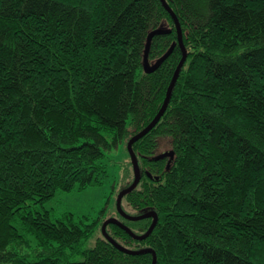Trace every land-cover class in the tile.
<instances>
[{
  "label": "trees",
  "instance_id": "obj_1",
  "mask_svg": "<svg viewBox=\"0 0 264 264\" xmlns=\"http://www.w3.org/2000/svg\"><path fill=\"white\" fill-rule=\"evenodd\" d=\"M166 2L186 59L164 113L132 144L140 179L120 203L157 222L143 239L113 223L105 231L151 248L155 264H264V0ZM156 27L167 32L152 37L148 60L173 48L147 73ZM181 57L160 0H0V264H152L102 229L83 245L109 217L137 235L151 217L116 208L82 226L52 219L44 202L103 182V148L155 117ZM133 178L129 155L119 191ZM30 239L42 248L34 258L13 247Z\"/></svg>",
  "mask_w": 264,
  "mask_h": 264
},
{
  "label": "rangeland",
  "instance_id": "obj_2",
  "mask_svg": "<svg viewBox=\"0 0 264 264\" xmlns=\"http://www.w3.org/2000/svg\"><path fill=\"white\" fill-rule=\"evenodd\" d=\"M166 147H169V138L161 140L160 149L167 150ZM103 150L108 164L107 175L103 182L83 188L75 186L70 190H57L51 198L44 202V208L49 210L52 219L63 218L66 214H70L76 222L83 226L81 221L89 223L98 216L104 219L116 211V196L120 189L123 168L129 159L127 140L124 138L117 146L111 149L103 148ZM100 234L101 225H98L95 233L83 244L84 247L93 246L96 237ZM30 243L29 246L14 244L13 247L28 257L34 258L36 251H41L42 248L38 247L33 239H30ZM70 258L79 259L80 255H73Z\"/></svg>",
  "mask_w": 264,
  "mask_h": 264
},
{
  "label": "water",
  "instance_id": "obj_3",
  "mask_svg": "<svg viewBox=\"0 0 264 264\" xmlns=\"http://www.w3.org/2000/svg\"><path fill=\"white\" fill-rule=\"evenodd\" d=\"M162 5L164 6V8L169 12L170 16L172 17L174 24L176 26L177 29V33H178V42L182 48V57L173 73V76L171 78V81L167 87L166 90V94H165V98L163 100V103L159 109V111L157 112V114L155 115V117L143 128L141 129L139 132H137L136 134H134L128 141H127V149L132 161V166H133V173H134V178L132 183L122 189L121 191L118 192L117 197H116V208L118 210V212L123 215L124 217L128 218V219H132V220H137V219H142V218H146V217H151L152 221L148 227V229L140 234L137 235L134 232H132L127 226H125L123 223H121L117 218L115 217H109L107 218L101 226L102 229V233L103 235L112 243L114 244L119 250L125 252V253H129V254H138V253H143V252H151L152 253V264L156 263V254L155 252L151 249V248H143L140 250H132V249H127L123 246H121L120 244H118L111 236H109L107 234V232L105 231V227L107 224L109 223H113V224H117L119 226H121L123 229H125L127 231V233H129L132 237L137 238V239H143L145 237H147L149 235V233L153 230L156 222H157V215L155 212H147L141 215H128L126 214L120 206L122 197L130 192L133 188L136 187V185L139 182L140 179V173H139V169H138V165H137V159H136V155L132 149V144L138 140L140 137H142L144 134H146L156 123L157 121L160 119L161 115L163 114L164 110L166 109V106L168 104L170 95H171V91L174 85V82L177 78V75L179 73V70L181 68V66L183 65L185 59H186V52H185V48L183 45V41H182V31H181V26L180 23L178 21V18L176 16V14L174 13V11L171 9V7L167 4L166 0H160ZM167 30L161 27H156L154 29H152L151 31H149V33L146 36V42H145V47H144V53H143V69L145 72H152L154 71L156 68H158L160 66V64L170 55L171 51H172V46H170L160 57H158L155 61L150 62L148 60V50H149V45H150V41L152 39V37L154 35H158V34H162V33H166ZM172 155V151H165L161 154H159L157 156V158H161L163 156ZM150 176V175H149ZM157 179V177H155Z\"/></svg>",
  "mask_w": 264,
  "mask_h": 264
},
{
  "label": "bare ground",
  "instance_id": "obj_4",
  "mask_svg": "<svg viewBox=\"0 0 264 264\" xmlns=\"http://www.w3.org/2000/svg\"><path fill=\"white\" fill-rule=\"evenodd\" d=\"M180 71V70H179ZM179 74V73H178ZM173 87H174V85H173ZM173 90V89H172ZM167 107V106H166ZM165 111V110H164ZM164 113V112H163ZM145 135V134H144ZM143 135V136H144ZM141 138V137H140ZM138 165V164H137ZM138 168H139V166H138ZM156 213V212H155ZM158 218V217H157ZM130 220H132V219H130ZM129 228V227H128ZM123 229V228H122ZM106 230V229H105ZM131 230V229H130ZM132 231V230H131ZM136 234V233H135ZM130 235V234H129ZM105 237V236H104ZM146 238V237H145ZM107 239V238H106Z\"/></svg>",
  "mask_w": 264,
  "mask_h": 264
}]
</instances>
